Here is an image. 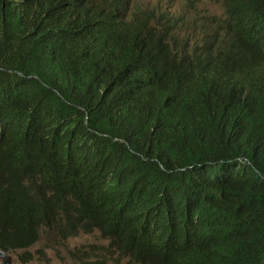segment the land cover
Segmentation results:
<instances>
[{
	"label": "trees",
	"instance_id": "16d2710c",
	"mask_svg": "<svg viewBox=\"0 0 264 264\" xmlns=\"http://www.w3.org/2000/svg\"><path fill=\"white\" fill-rule=\"evenodd\" d=\"M162 1L0 0V251L264 264V0Z\"/></svg>",
	"mask_w": 264,
	"mask_h": 264
},
{
	"label": "rangeland",
	"instance_id": "374dc122",
	"mask_svg": "<svg viewBox=\"0 0 264 264\" xmlns=\"http://www.w3.org/2000/svg\"><path fill=\"white\" fill-rule=\"evenodd\" d=\"M143 1L156 2L160 0ZM167 1L171 3L175 2L174 0H163L162 2L165 3ZM202 5L206 12L222 14V8L219 4L203 1ZM178 7V4H176L174 9ZM39 236V239L29 248V251L32 253L31 259L24 252L26 251L25 249H17L7 253V264H71L73 262L77 264L79 262V253L82 254L84 252L86 253L85 256L91 259H102L105 254L112 251L106 249L99 250L102 246L106 247L108 243L100 237L97 231L82 233L65 240L57 238L48 230H43ZM24 257L28 258V260H24ZM115 257L117 258V254H115ZM5 258L2 254L0 255V264L4 263ZM108 258H111V256H108ZM120 259L122 264H127L123 258ZM104 261L106 264H118L117 262Z\"/></svg>",
	"mask_w": 264,
	"mask_h": 264
},
{
	"label": "water",
	"instance_id": "95a60500",
	"mask_svg": "<svg viewBox=\"0 0 264 264\" xmlns=\"http://www.w3.org/2000/svg\"><path fill=\"white\" fill-rule=\"evenodd\" d=\"M1 254H2L4 257H6V258H5V261H4L3 264H7V260H6V259H8L7 254H6L4 251H0V255H1Z\"/></svg>",
	"mask_w": 264,
	"mask_h": 264
},
{
	"label": "clouds",
	"instance_id": "9594fccd",
	"mask_svg": "<svg viewBox=\"0 0 264 264\" xmlns=\"http://www.w3.org/2000/svg\"><path fill=\"white\" fill-rule=\"evenodd\" d=\"M6 253V252H5ZM7 254V253H6Z\"/></svg>",
	"mask_w": 264,
	"mask_h": 264
}]
</instances>
